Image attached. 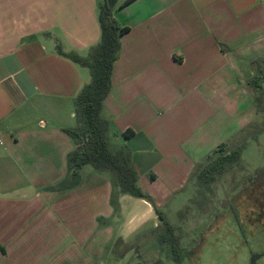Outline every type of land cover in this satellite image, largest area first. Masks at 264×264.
I'll return each instance as SVG.
<instances>
[{
	"label": "crops",
	"instance_id": "crops-1",
	"mask_svg": "<svg viewBox=\"0 0 264 264\" xmlns=\"http://www.w3.org/2000/svg\"><path fill=\"white\" fill-rule=\"evenodd\" d=\"M125 1L114 16L130 32L102 115L168 220L163 208L197 167L255 120L249 90L264 72V0ZM103 3L0 0V264H93L104 235L128 242L160 224L129 195L115 217L112 179L90 166L77 188L48 190L67 175L76 144L63 130L76 126L75 100L91 79L56 39L87 56L101 38Z\"/></svg>",
	"mask_w": 264,
	"mask_h": 264
},
{
	"label": "rangeland",
	"instance_id": "rangeland-1",
	"mask_svg": "<svg viewBox=\"0 0 264 264\" xmlns=\"http://www.w3.org/2000/svg\"><path fill=\"white\" fill-rule=\"evenodd\" d=\"M249 92L256 101L255 120L226 144L228 152L241 151V163L206 185L195 171L163 208L181 247L189 251L190 260L187 255L181 264H264V83L262 91L250 87ZM152 227L140 229L143 233L136 232L128 242L107 243L104 235L101 258L93 264H157L159 246L150 238ZM161 260L173 264L164 256Z\"/></svg>",
	"mask_w": 264,
	"mask_h": 264
},
{
	"label": "trees",
	"instance_id": "trees-1",
	"mask_svg": "<svg viewBox=\"0 0 264 264\" xmlns=\"http://www.w3.org/2000/svg\"><path fill=\"white\" fill-rule=\"evenodd\" d=\"M134 1L136 0H127L121 7ZM116 6L117 0H104L101 5L99 10L101 38L99 43L89 50L87 56L74 51L65 52L62 43L56 39L58 53L72 63L88 69L91 79L84 85L75 100L76 126L63 130L76 144L75 150L68 157L67 175L57 186L48 190L63 192L77 188L82 182V172L87 166L92 167L96 172L110 175L112 179L111 204L115 210V217L120 216V198L124 195L148 202L154 208L162 224L150 228L151 236H149L153 238L152 241L157 242V248L159 246L156 252L159 259L156 263L163 264L161 259L164 256L173 264H181L187 255L190 260L189 251L181 247L175 235V228L163 216L152 196L141 188L140 176L134 165L131 149L125 145L112 143L111 122L102 115L104 102L112 88L114 65L121 55L122 37L130 32V28L121 26L116 20L114 16ZM263 83L264 72H261L251 85L256 91H262ZM123 135L127 139L130 138L129 132ZM216 155L217 159L212 161ZM240 163L241 151L228 152L224 144L197 167L196 176L204 185L210 184ZM206 164L207 166L202 168ZM102 221L104 220L100 219L102 226L109 223ZM137 233L135 235L140 236L143 232Z\"/></svg>",
	"mask_w": 264,
	"mask_h": 264
}]
</instances>
